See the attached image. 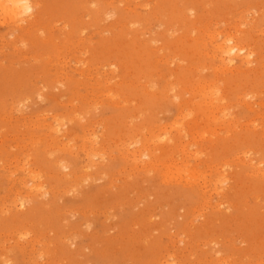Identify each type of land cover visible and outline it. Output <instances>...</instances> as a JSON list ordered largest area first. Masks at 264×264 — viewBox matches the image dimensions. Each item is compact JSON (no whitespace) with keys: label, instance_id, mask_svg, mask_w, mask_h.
Listing matches in <instances>:
<instances>
[{"label":"rangeland","instance_id":"1","mask_svg":"<svg viewBox=\"0 0 264 264\" xmlns=\"http://www.w3.org/2000/svg\"><path fill=\"white\" fill-rule=\"evenodd\" d=\"M30 2L0 16V264H264V0Z\"/></svg>","mask_w":264,"mask_h":264},{"label":"bare ground","instance_id":"2","mask_svg":"<svg viewBox=\"0 0 264 264\" xmlns=\"http://www.w3.org/2000/svg\"><path fill=\"white\" fill-rule=\"evenodd\" d=\"M33 7L35 6H33L30 0H0V16L5 22L19 23L20 21H26L30 15L32 16L35 14V12H33ZM210 36L214 38L213 35ZM214 49L218 57L227 59L225 62L226 64L236 60H243L245 63L250 62L249 57L252 52L247 51L246 47L235 41L233 37H228L224 41L217 43ZM205 95L206 94L203 96L204 98L206 97ZM259 169L260 168H257L256 170L257 174L260 171ZM34 177H30V179L34 180ZM35 186V188L39 190L42 184L40 183L39 186ZM21 203L24 202L22 201Z\"/></svg>","mask_w":264,"mask_h":264}]
</instances>
